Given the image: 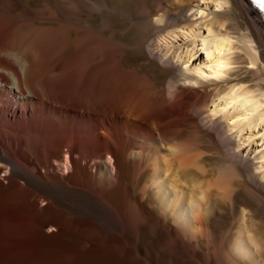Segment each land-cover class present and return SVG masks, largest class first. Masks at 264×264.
Returning a JSON list of instances; mask_svg holds the SVG:
<instances>
[{
    "label": "bare ground",
    "instance_id": "obj_1",
    "mask_svg": "<svg viewBox=\"0 0 264 264\" xmlns=\"http://www.w3.org/2000/svg\"><path fill=\"white\" fill-rule=\"evenodd\" d=\"M131 1L0 0V264H264L263 15L142 0L159 84L125 61Z\"/></svg>",
    "mask_w": 264,
    "mask_h": 264
},
{
    "label": "rangeland",
    "instance_id": "obj_2",
    "mask_svg": "<svg viewBox=\"0 0 264 264\" xmlns=\"http://www.w3.org/2000/svg\"><path fill=\"white\" fill-rule=\"evenodd\" d=\"M46 1L47 0H30V3L34 6H41ZM231 1L233 3V8H232L231 13H227V14L225 13L223 16L227 19H230L229 20L230 24H234L236 26V30L233 31V33L238 34L239 33L238 31L241 30L242 28H244V26L246 25L245 18L247 17L248 11H247V7H246L245 3L242 0H231ZM147 3L151 7L156 6V4L153 2L148 1ZM125 5L121 6L120 9H117L119 11H116V13L120 17L115 18L114 27L121 30L120 38H122L123 40L134 45V47H132V49L128 50L127 55L125 56L126 63L129 65H132V66L133 65L139 66L143 71L149 72L150 74L154 75L157 78L159 84H165L169 75L171 74V71L169 69H167L165 66H162L163 64H161L159 60H157L155 58L152 59V57L149 55V53L144 48L138 46L149 35L150 29H148V26L146 24H144L143 22H140L137 20L133 21L129 17L130 16L129 13H131V11H132V13H134V12H137V9L139 10L143 7V1L142 0L131 1L126 6ZM122 11H125V12H122ZM38 22L39 21H36V23H38ZM93 22L96 26H98L101 24V18H97ZM29 40H30V36L27 34V32H24L23 29H19L18 33L16 34V43L19 46H24L25 44H27V42ZM261 47H262L261 49H263L262 54L264 55V44H261ZM49 53L51 54L52 52H49ZM49 53L45 54L46 56L43 55L45 57V59H47L49 56H52L54 54V52L51 55ZM43 56H39V58L41 60H43L44 59ZM37 59H38V57H37ZM37 59H36V62L39 61V59L38 60ZM41 60H40V63L38 65L43 63L44 60L43 61H41ZM38 65L36 66L37 67L36 69L41 70L43 67L41 65L40 66H38ZM245 70L246 69H243L240 72H238V71L233 72L234 76L232 78H236L237 76H239L240 73H242ZM163 81H164V83H163ZM207 150L211 152L213 150V147H208ZM212 160H214V159H212ZM81 162L82 163L84 162L83 165L87 167V166H91L92 160L81 159ZM85 163H86V165H85ZM54 166L55 165L53 162L51 167L53 168ZM87 168H89V167H87ZM53 169L55 171H57L58 167L55 166ZM2 173H4V172H2ZM2 173L0 175H3ZM242 203H243V206H246L248 208L251 207V204L248 201H245L244 199H242ZM261 216H263L262 211H259L256 213V218H261ZM216 218H218L217 214L212 217L210 224L216 225L217 229H223V228H227V226H229V221H230L229 218H222L219 221H217ZM214 223H216V224H214ZM221 225H222V227H221ZM256 230H257V232L263 231L264 226L262 224H259V226L257 227ZM110 263L111 264H125L126 262L123 260L118 261V259H116L115 257H112V259L110 260Z\"/></svg>",
    "mask_w": 264,
    "mask_h": 264
},
{
    "label": "snow or ice",
    "instance_id": "obj_3",
    "mask_svg": "<svg viewBox=\"0 0 264 264\" xmlns=\"http://www.w3.org/2000/svg\"><path fill=\"white\" fill-rule=\"evenodd\" d=\"M262 9H264V0H254Z\"/></svg>",
    "mask_w": 264,
    "mask_h": 264
}]
</instances>
